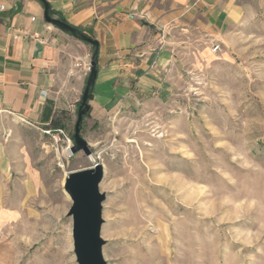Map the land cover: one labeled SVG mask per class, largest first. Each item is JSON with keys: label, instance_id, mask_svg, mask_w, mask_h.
I'll list each match as a JSON object with an SVG mask.
<instances>
[{"label": "rangeland", "instance_id": "1", "mask_svg": "<svg viewBox=\"0 0 264 264\" xmlns=\"http://www.w3.org/2000/svg\"><path fill=\"white\" fill-rule=\"evenodd\" d=\"M238 2L221 36L175 35L158 86L82 121L90 155L23 135L44 184L2 187L0 259L77 264L63 182L99 162L107 264H264V0Z\"/></svg>", "mask_w": 264, "mask_h": 264}, {"label": "crops", "instance_id": "2", "mask_svg": "<svg viewBox=\"0 0 264 264\" xmlns=\"http://www.w3.org/2000/svg\"><path fill=\"white\" fill-rule=\"evenodd\" d=\"M46 1L56 17L99 43L97 76L83 123L158 86L159 73L174 58L175 35L196 30L217 38L240 7L239 0ZM1 4L0 193L12 180L41 191L39 167L23 135L32 131L40 137L76 122L91 45L54 25L48 29L38 0ZM4 203L0 196V205ZM6 262L0 259V264Z\"/></svg>", "mask_w": 264, "mask_h": 264}, {"label": "water", "instance_id": "3", "mask_svg": "<svg viewBox=\"0 0 264 264\" xmlns=\"http://www.w3.org/2000/svg\"><path fill=\"white\" fill-rule=\"evenodd\" d=\"M38 1L43 5L44 19L47 23L91 45L90 71L79 101L71 146L72 153L83 151L86 155H90L89 143L80 135V129L84 115L89 110L88 99L97 76L99 43L64 19L56 17L48 1ZM103 175L102 164L94 162L91 167L70 171L63 182V189L71 200L66 215L71 218L72 246L77 264H107L103 257V246L106 241L101 236L105 193L100 191L99 185Z\"/></svg>", "mask_w": 264, "mask_h": 264}, {"label": "built area", "instance_id": "4", "mask_svg": "<svg viewBox=\"0 0 264 264\" xmlns=\"http://www.w3.org/2000/svg\"><path fill=\"white\" fill-rule=\"evenodd\" d=\"M4 9H5V6L3 4H1L0 5V10H4ZM46 26L49 29V28L52 27V24L47 23ZM219 49H220V45L219 44H217V43L213 44V52H216ZM55 131H56V133L58 135H61L65 139V141H66V148H65V150L68 151V154H66V157H70L72 155V152H71L72 143H71L70 137L65 134L64 129H62V128H58ZM47 132H49V131H47Z\"/></svg>", "mask_w": 264, "mask_h": 264}, {"label": "trees", "instance_id": "5", "mask_svg": "<svg viewBox=\"0 0 264 264\" xmlns=\"http://www.w3.org/2000/svg\"><path fill=\"white\" fill-rule=\"evenodd\" d=\"M53 13H54V12H53ZM59 18L63 19V18H62V17H60V16H59ZM77 28H78V27H77ZM78 29H80V28H78ZM80 30H81V29H80ZM81 31H82V30H81ZM90 97H91V95H90Z\"/></svg>", "mask_w": 264, "mask_h": 264}, {"label": "bare ground", "instance_id": "6", "mask_svg": "<svg viewBox=\"0 0 264 264\" xmlns=\"http://www.w3.org/2000/svg\"><path fill=\"white\" fill-rule=\"evenodd\" d=\"M136 231V230H135Z\"/></svg>", "mask_w": 264, "mask_h": 264}]
</instances>
